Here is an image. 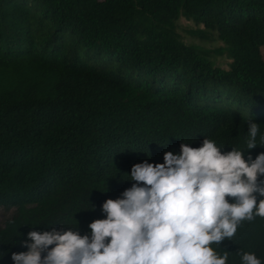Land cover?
<instances>
[{
    "label": "trees",
    "instance_id": "obj_1",
    "mask_svg": "<svg viewBox=\"0 0 264 264\" xmlns=\"http://www.w3.org/2000/svg\"><path fill=\"white\" fill-rule=\"evenodd\" d=\"M263 53L264 0H0V264L31 231L90 235L131 167L181 143L264 153ZM213 248L264 264V218Z\"/></svg>",
    "mask_w": 264,
    "mask_h": 264
},
{
    "label": "clouds",
    "instance_id": "obj_2",
    "mask_svg": "<svg viewBox=\"0 0 264 264\" xmlns=\"http://www.w3.org/2000/svg\"><path fill=\"white\" fill-rule=\"evenodd\" d=\"M246 149L258 146L259 125L247 122ZM264 145V135L260 136ZM245 151L222 152L214 140L200 147L181 143L162 164L131 167L132 186L101 206L104 219L92 221L90 235L62 227L28 233L26 252L13 264H227L218 252L242 222L264 218V153L253 160ZM257 196L261 197L259 202ZM231 201V202H230ZM76 229V228H75ZM240 264H261L239 249Z\"/></svg>",
    "mask_w": 264,
    "mask_h": 264
},
{
    "label": "rangeland",
    "instance_id": "obj_3",
    "mask_svg": "<svg viewBox=\"0 0 264 264\" xmlns=\"http://www.w3.org/2000/svg\"><path fill=\"white\" fill-rule=\"evenodd\" d=\"M179 25L182 26V28L186 29L188 27H192V23H186L183 19H181L179 21ZM180 34L183 35V39L184 41H186L187 43H198L199 40L197 38L192 37L191 35H189L188 33H186L185 31H181L179 30ZM208 46H211L209 44H206ZM217 47V45H215ZM264 55V53H263ZM225 59L220 60V62H224ZM13 215V210L10 211H5L3 209H0V228H2L5 224V222L11 218V216Z\"/></svg>",
    "mask_w": 264,
    "mask_h": 264
}]
</instances>
